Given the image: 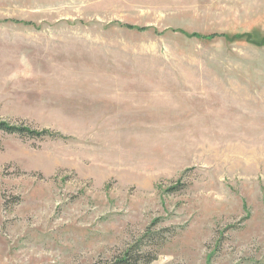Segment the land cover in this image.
Segmentation results:
<instances>
[{
    "label": "rangeland",
    "instance_id": "obj_1",
    "mask_svg": "<svg viewBox=\"0 0 264 264\" xmlns=\"http://www.w3.org/2000/svg\"><path fill=\"white\" fill-rule=\"evenodd\" d=\"M0 120V264H264V0H0Z\"/></svg>",
    "mask_w": 264,
    "mask_h": 264
},
{
    "label": "trees",
    "instance_id": "obj_2",
    "mask_svg": "<svg viewBox=\"0 0 264 264\" xmlns=\"http://www.w3.org/2000/svg\"><path fill=\"white\" fill-rule=\"evenodd\" d=\"M213 37L215 36H210V38ZM0 135H14L27 139H64L61 135L48 130H35L23 124H12L4 120H0ZM150 234V229H148L146 235ZM140 244L141 241L129 247L114 261L96 262L93 264H147L151 260L150 255L152 254L149 251L143 252Z\"/></svg>",
    "mask_w": 264,
    "mask_h": 264
},
{
    "label": "crops",
    "instance_id": "obj_3",
    "mask_svg": "<svg viewBox=\"0 0 264 264\" xmlns=\"http://www.w3.org/2000/svg\"><path fill=\"white\" fill-rule=\"evenodd\" d=\"M93 83L96 85V84H97V81H93ZM94 84H93V85H94Z\"/></svg>",
    "mask_w": 264,
    "mask_h": 264
}]
</instances>
